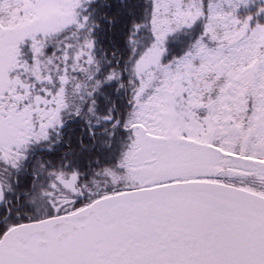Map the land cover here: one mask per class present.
Returning <instances> with one entry per match:
<instances>
[{
    "label": "snow or ice",
    "instance_id": "6c2138e0",
    "mask_svg": "<svg viewBox=\"0 0 264 264\" xmlns=\"http://www.w3.org/2000/svg\"><path fill=\"white\" fill-rule=\"evenodd\" d=\"M0 264H264V0H0Z\"/></svg>",
    "mask_w": 264,
    "mask_h": 264
}]
</instances>
